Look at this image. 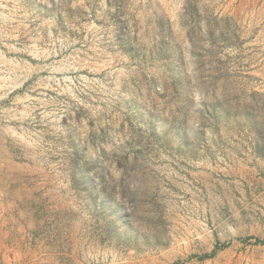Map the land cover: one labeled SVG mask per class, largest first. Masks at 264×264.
Segmentation results:
<instances>
[{
    "label": "rangeland",
    "instance_id": "rangeland-1",
    "mask_svg": "<svg viewBox=\"0 0 264 264\" xmlns=\"http://www.w3.org/2000/svg\"><path fill=\"white\" fill-rule=\"evenodd\" d=\"M0 192V264H264V0H0Z\"/></svg>",
    "mask_w": 264,
    "mask_h": 264
},
{
    "label": "bare ground",
    "instance_id": "bare-ground-1",
    "mask_svg": "<svg viewBox=\"0 0 264 264\" xmlns=\"http://www.w3.org/2000/svg\"><path fill=\"white\" fill-rule=\"evenodd\" d=\"M41 39V38H40ZM44 40V39H43ZM45 42V41H44ZM35 44H37V43H35ZM37 45H39V44H37ZM43 46H44V44H43ZM33 47H35V46H33ZM45 49V48H44ZM43 49V50H44ZM33 50V49H32ZM42 50V51H43ZM37 51V50H36ZM58 50H56V52H57ZM50 52V51H49ZM55 52V51H54ZM62 52V51H61ZM37 53V52H36ZM28 54V53H27ZM30 54V53H29ZM33 54H35V53H33ZM38 54V53H37ZM60 55V54H59ZM58 56V54H56V53H54V54H39V55H35V56H33L32 58L33 59H36V60H48V59H54L55 60V58ZM60 57V56H59ZM63 58V57H62ZM60 60V59H59ZM59 60H57V63H58V61ZM67 60V59H66ZM24 61H25V59H24ZM27 61V60H26ZM68 61V60H67ZM38 62V61H37ZM52 62H53V65H54V61L52 60ZM66 62V61H65ZM39 63V62H38ZM41 63V62H40ZM63 63V62H62ZM24 64H26V63H24ZM23 64V65H24ZM42 64V63H41ZM49 64V63H48ZM51 64V63H50ZM59 64H61V63H59ZM58 64V65H59ZM64 64V63H63ZM39 65V64H38ZM62 65V64H61ZM60 65V66H61ZM27 66V65H26ZM35 66V65H34ZM40 66V65H39ZM56 66V65H55ZM64 66V65H63ZM73 66V65H72ZM28 67V66H27ZM31 67V66H30ZM36 67H38V66H36ZM42 67V66H41ZM67 67V66H66ZM34 68V67H33ZM72 68V67H71ZM27 69V68H26ZM38 69V68H37ZM36 69V70H37ZM74 69V68H73ZM72 71H74V70H72ZM38 72H40V73H43V72H45V73H49V75L51 74V75H54V76H56V75H63V74H69V72H71V69H69V68H64V67H47V66H45L44 68H41V69H38ZM78 72V71H77ZM33 75V74H32ZM41 76V75H40ZM39 76V77H40ZM44 76V75H43ZM30 77V76H29ZM34 77V76H33ZM38 77V78H39ZM66 77H67V75H66ZM55 78V77H54ZM65 78V77H64ZM26 79V78H25ZM34 79V78H33ZM46 79V78H45ZM54 80V79H53ZM39 81V80H38ZM43 82H44V80H43ZM60 82V81H59ZM45 83V82H44ZM47 85H50V84H48L47 83ZM47 87V86H46ZM51 87V86H50ZM53 90V89H52Z\"/></svg>",
    "mask_w": 264,
    "mask_h": 264
},
{
    "label": "crops",
    "instance_id": "crops-1",
    "mask_svg": "<svg viewBox=\"0 0 264 264\" xmlns=\"http://www.w3.org/2000/svg\"><path fill=\"white\" fill-rule=\"evenodd\" d=\"M0 195H1L2 197L4 196V194H2V192H0ZM2 197H0V199H3ZM3 251H4L3 247L0 246V252H3Z\"/></svg>",
    "mask_w": 264,
    "mask_h": 264
}]
</instances>
